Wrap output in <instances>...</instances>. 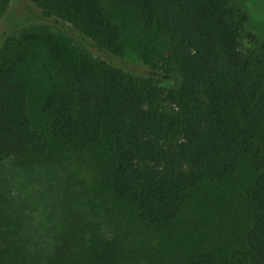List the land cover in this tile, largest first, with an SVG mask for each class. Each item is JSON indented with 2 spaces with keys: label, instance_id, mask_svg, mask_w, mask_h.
Segmentation results:
<instances>
[{
  "label": "trees",
  "instance_id": "16d2710c",
  "mask_svg": "<svg viewBox=\"0 0 264 264\" xmlns=\"http://www.w3.org/2000/svg\"><path fill=\"white\" fill-rule=\"evenodd\" d=\"M29 1L147 73L43 25L2 39L0 160L87 153L99 209L41 235L0 196V264H264V43L248 0Z\"/></svg>",
  "mask_w": 264,
  "mask_h": 264
},
{
  "label": "rangeland",
  "instance_id": "374dc122",
  "mask_svg": "<svg viewBox=\"0 0 264 264\" xmlns=\"http://www.w3.org/2000/svg\"><path fill=\"white\" fill-rule=\"evenodd\" d=\"M246 6L250 12L247 30L255 34L259 43H264V0H248ZM31 24L43 25L64 35L93 56L125 70L147 73L146 66L136 55L108 54L68 25L54 19H41L29 0H9L0 16V43L6 35L16 34ZM250 47L257 49V46ZM95 177L94 164L87 153L39 160L30 166L19 165L10 159L0 160V196L7 211L17 210L25 220V226L42 235L52 228H59L65 216L73 210L98 211L99 205L92 197Z\"/></svg>",
  "mask_w": 264,
  "mask_h": 264
}]
</instances>
